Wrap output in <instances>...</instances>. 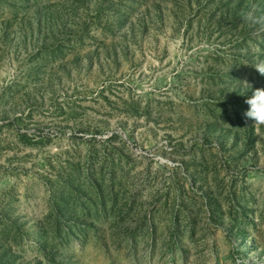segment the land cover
Returning a JSON list of instances; mask_svg holds the SVG:
<instances>
[{
	"label": "rangeland",
	"instance_id": "374dc122",
	"mask_svg": "<svg viewBox=\"0 0 264 264\" xmlns=\"http://www.w3.org/2000/svg\"><path fill=\"white\" fill-rule=\"evenodd\" d=\"M253 10L0 0V264H264Z\"/></svg>",
	"mask_w": 264,
	"mask_h": 264
},
{
	"label": "clouds",
	"instance_id": "9594fccd",
	"mask_svg": "<svg viewBox=\"0 0 264 264\" xmlns=\"http://www.w3.org/2000/svg\"><path fill=\"white\" fill-rule=\"evenodd\" d=\"M241 16L243 21L249 26L259 27L264 30V15H256L255 11L242 12ZM256 71L264 76V61L257 62L254 66ZM245 84L251 87L247 81ZM248 105L247 110L244 112V117L247 120L253 121V126L259 129L260 126H264V88H256L252 95L245 100Z\"/></svg>",
	"mask_w": 264,
	"mask_h": 264
}]
</instances>
